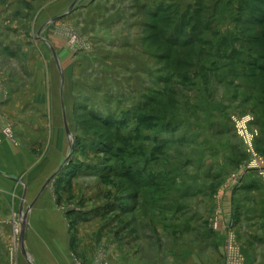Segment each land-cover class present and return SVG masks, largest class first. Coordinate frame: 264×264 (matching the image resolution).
Masks as SVG:
<instances>
[{
	"label": "rangeland",
	"instance_id": "obj_1",
	"mask_svg": "<svg viewBox=\"0 0 264 264\" xmlns=\"http://www.w3.org/2000/svg\"><path fill=\"white\" fill-rule=\"evenodd\" d=\"M202 1L168 46L200 0H0V264H264L252 27Z\"/></svg>",
	"mask_w": 264,
	"mask_h": 264
},
{
	"label": "trees",
	"instance_id": "obj_2",
	"mask_svg": "<svg viewBox=\"0 0 264 264\" xmlns=\"http://www.w3.org/2000/svg\"><path fill=\"white\" fill-rule=\"evenodd\" d=\"M239 1L240 7L237 8L239 16L242 18L245 17L247 20L244 19L243 23L242 19L240 18L241 21L239 20V22H236L239 25H242V23L244 25L246 23L252 27L247 30L249 32H252L256 26L264 27V0ZM171 11H173V9ZM169 12L170 11L168 8L161 6L154 14V17L158 18L161 23H158L157 26H154L153 30H157L164 45L172 46L181 44L182 42L185 45L187 42L190 43L193 39V36L189 37L192 34L195 35V33H199L202 35V32L204 31H202L201 28L204 20V7L202 0H200L199 8L190 14V16L177 15L176 11H174V15H170ZM188 27L191 28L190 33L186 32V28ZM247 31H240L238 36L235 37V41L237 43L241 41L245 45H252V47L248 49L249 54L244 55L239 51H232V53L227 58L230 59V62L234 61V65L232 66H235V68L238 65H240V67H244L243 71L248 73L247 78L264 80V32L259 36H251L246 37L247 39H244L243 35H245ZM227 50H230V48H227ZM242 56L247 58V60H240ZM224 58H226V56H224ZM257 94L261 97H264V90H260V92ZM259 103V105L264 107V101H260Z\"/></svg>",
	"mask_w": 264,
	"mask_h": 264
},
{
	"label": "built area",
	"instance_id": "obj_3",
	"mask_svg": "<svg viewBox=\"0 0 264 264\" xmlns=\"http://www.w3.org/2000/svg\"><path fill=\"white\" fill-rule=\"evenodd\" d=\"M248 122H249V121H247V123H248ZM238 130L240 131V134H241L242 137H244V138L248 137V136H246L247 134L244 132V131H246L245 126L242 128V125H239ZM246 142H247V140H246ZM247 145H248L250 151L253 152V148H252V146H251V145H252V139H251V138H248ZM101 264H102V263H101ZM103 264H104V263H103Z\"/></svg>",
	"mask_w": 264,
	"mask_h": 264
},
{
	"label": "crops",
	"instance_id": "obj_4",
	"mask_svg": "<svg viewBox=\"0 0 264 264\" xmlns=\"http://www.w3.org/2000/svg\"><path fill=\"white\" fill-rule=\"evenodd\" d=\"M64 264H67V263H64Z\"/></svg>",
	"mask_w": 264,
	"mask_h": 264
}]
</instances>
